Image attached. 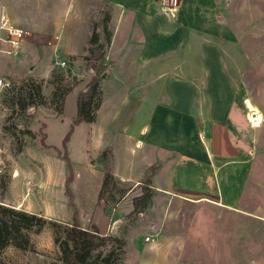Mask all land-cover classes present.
<instances>
[{
    "label": "rangeland",
    "instance_id": "rangeland-1",
    "mask_svg": "<svg viewBox=\"0 0 264 264\" xmlns=\"http://www.w3.org/2000/svg\"><path fill=\"white\" fill-rule=\"evenodd\" d=\"M181 2L175 17L182 11L188 33L198 36H190L175 54L181 69L169 71V76H187L184 69L192 66L200 83L201 45L213 42L239 106L232 138L244 159L234 158L223 166L219 179L204 170L200 180L181 160L178 166L188 175L174 180L172 173L162 174L174 158L166 163L155 160L159 151L143 145L141 126L151 127L157 136V119L150 112L160 99V82L155 68L143 74L141 69L127 70L122 48L108 57L120 7L106 0H0V17L6 16L5 10L8 23L30 33L55 27L61 17L70 18L69 23H60L56 37L40 39L26 62L19 54L21 47L28 51L27 44L21 46L25 38L17 48L0 40V203L16 206L19 201V208L46 218L41 229L28 230L31 248L9 243L2 249L4 264H63L54 240L64 236L72 221L64 193L66 153L81 225L95 224L111 238L94 252L101 258L111 253L105 264H264V0H185L182 10ZM148 11L161 21L170 18L161 0H153ZM1 36L5 34L0 29ZM92 52H102L101 58L95 59ZM100 62L105 70L98 117L73 123L77 94L88 90ZM26 82L40 84L44 102L21 110L13 98ZM197 88L203 95L204 88L200 84ZM66 89L60 102L58 96ZM125 93L131 99L121 109ZM60 104L62 113L56 111ZM117 110L130 121L127 136L118 129L106 130ZM250 115L261 117L257 126ZM25 130L34 136L23 134ZM151 161L153 165L147 166ZM108 170L113 181L103 186ZM118 172L129 179L122 181ZM147 178L148 201L134 212L133 199L142 194Z\"/></svg>",
    "mask_w": 264,
    "mask_h": 264
},
{
    "label": "crops",
    "instance_id": "crops-1",
    "mask_svg": "<svg viewBox=\"0 0 264 264\" xmlns=\"http://www.w3.org/2000/svg\"><path fill=\"white\" fill-rule=\"evenodd\" d=\"M26 1L23 0V2ZM106 1L122 9L120 14L115 15L118 26L111 37L108 57L118 55L120 51H117L118 48H122L124 49L122 54L127 55L129 62L126 65L127 70L141 69L143 74L148 68L151 70L155 68L153 72L160 82V99L154 102V107L150 112L151 117L157 119V136H153L151 127L141 126L138 135L146 136V139L142 141L143 145L146 149L152 148L154 152L159 151L160 156L156 155L155 160H164L166 163L169 158H174L167 163L168 165L165 164L167 170L162 172L166 175L172 173L174 180L175 177L188 175L184 168L178 166L181 160L185 161L190 172L200 180L205 178L203 177L204 170L207 171L209 177L211 173H215L216 178L219 179L218 174L223 166L232 164L234 158L244 159V157L241 155L240 146L235 144L232 138L234 132L232 128H235L239 122L237 120L240 114L239 106H237L230 82L221 67L216 45L210 41L201 45L203 49L201 58L204 65L200 67V83L195 80V69L192 66L184 69L188 72L187 76L176 73L169 76V71L175 72L181 69L179 58L176 60L175 54L184 47L185 41L190 36L194 38L198 36L193 32L188 33L189 27L187 29L186 26L189 24L183 20V12L179 10L178 17H170L161 21L159 17L148 11L153 0ZM184 2L185 0H182L181 10ZM4 12L6 16H9V13L7 14L5 10ZM69 19L64 17L63 21L61 17L55 27H41L37 32L30 33L29 29L25 30L27 35L21 46L27 44L28 51H24L25 47L20 48L19 54L22 60L26 62L34 55L33 53H36V48L39 46L37 44L41 43L40 39L56 37L60 23H69ZM129 45L131 47H127ZM187 49L185 53L189 54V48ZM129 55L133 57L129 58ZM163 65L164 71L160 73ZM167 76L169 78H166ZM197 84L204 88L203 95L199 94ZM157 96L155 98H158ZM130 99V93H125L119 108L126 107ZM119 111L111 114L106 130L118 129L127 136V126L130 121L121 117L123 113ZM96 113L94 121L98 117V112ZM128 139L134 140L133 137ZM140 143L141 141L138 144ZM129 147L133 150L132 146ZM151 163L152 161L146 165L150 166ZM118 174L122 181L129 179L119 172ZM186 197L191 200L204 198L202 196ZM15 204L17 208L21 205L19 201Z\"/></svg>",
    "mask_w": 264,
    "mask_h": 264
},
{
    "label": "trees",
    "instance_id": "trees-1",
    "mask_svg": "<svg viewBox=\"0 0 264 264\" xmlns=\"http://www.w3.org/2000/svg\"><path fill=\"white\" fill-rule=\"evenodd\" d=\"M97 42V38L92 39ZM92 56L99 60L102 52ZM104 65L102 62L96 67L95 74L92 76L87 91H80L76 97V116L73 123L80 121L92 122L96 117V111L100 107L101 100L99 98V84L104 73ZM34 82L24 84V88L20 87V93L13 98V103L19 109L24 110L29 106L36 104H43V95L41 93L40 84H33ZM24 89V90H23ZM69 89L64 90L59 94V101H63L64 96ZM24 91V92H21ZM98 96V97H97ZM58 113H62V105L56 109ZM71 130V129H70ZM62 140V146L66 147L68 134ZM23 134L34 136L30 130H25ZM62 159L65 161L68 175L65 179L64 193L67 198V206L71 207L72 221L67 224L64 230L63 237H56L60 251V260L63 264H105L109 262L111 253L101 258V255H94V252L100 247L104 246L111 239L108 236L102 235L97 225L92 224L90 227L84 228L78 217V210L74 203V195L70 184L73 180V169L68 154H64ZM153 169V167H152ZM109 181H113V174L110 170L106 171L103 176L102 185L105 186ZM147 186L143 187L141 195L134 197L133 206L134 212L140 211V207L144 206L150 195L148 190L150 181L146 180ZM46 223V218L39 213L29 212L27 210L17 208L12 205H5L0 203V254L2 249L9 243L21 249H29L32 244L28 236V230L36 228L41 229ZM101 258V259H100ZM0 264H4L0 258Z\"/></svg>",
    "mask_w": 264,
    "mask_h": 264
},
{
    "label": "built area",
    "instance_id": "built-area-1",
    "mask_svg": "<svg viewBox=\"0 0 264 264\" xmlns=\"http://www.w3.org/2000/svg\"><path fill=\"white\" fill-rule=\"evenodd\" d=\"M181 0H161V5L165 10L166 14L170 17H175L178 13V9L180 7ZM0 17V29L5 37H0L2 41H9L11 46L19 47L20 43L24 40L27 35V31H25L21 27H16L11 23H8V19L3 14ZM2 18V19H1ZM149 237H146L148 240Z\"/></svg>",
    "mask_w": 264,
    "mask_h": 264
},
{
    "label": "bare ground",
    "instance_id": "bare-ground-1",
    "mask_svg": "<svg viewBox=\"0 0 264 264\" xmlns=\"http://www.w3.org/2000/svg\"><path fill=\"white\" fill-rule=\"evenodd\" d=\"M249 107V109H250V111H253V109H252V107H251V105H249L248 106ZM256 114V113H255ZM255 114H253V115H255ZM260 116L258 117L257 116V118H253L251 115H250V120H252L253 121V124L252 125H254V126H257L258 125V120H260ZM256 121V122H255Z\"/></svg>",
    "mask_w": 264,
    "mask_h": 264
}]
</instances>
